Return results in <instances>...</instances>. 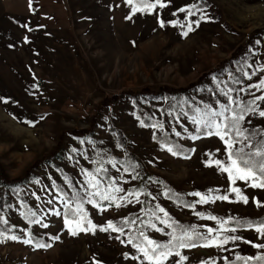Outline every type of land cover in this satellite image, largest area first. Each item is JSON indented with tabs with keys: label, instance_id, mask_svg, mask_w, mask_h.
Masks as SVG:
<instances>
[{
	"label": "rangeland",
	"instance_id": "374dc122",
	"mask_svg": "<svg viewBox=\"0 0 264 264\" xmlns=\"http://www.w3.org/2000/svg\"><path fill=\"white\" fill-rule=\"evenodd\" d=\"M146 2L156 7L133 11L144 7L140 0H0V178L32 173L18 194H6L12 200L6 218L14 234L1 236L0 264H150L133 246L129 228L101 230L109 221L118 228L115 220L133 212L148 216L147 237L158 243L171 239L170 216L202 234L215 229L208 235L217 242L241 237L182 249L163 264H224L264 252L253 247L264 244L255 228L233 232L218 223L263 216L264 188L243 180L233 185L227 173L208 166L210 159L227 162L226 146L191 119L199 115L198 108L219 111L221 104H229L227 92L237 113L256 109L243 113L240 125L252 145L264 136L259 115L264 100L248 104L264 96V86L253 87L264 79V0ZM193 4L191 15L180 11ZM186 89L178 97L167 93ZM165 134L193 148V154L168 151L171 143L159 139ZM129 154L139 166L129 165ZM99 168L106 171L98 173ZM83 169L101 180L102 189L109 181L123 189L114 193V205L98 206L99 197L88 203L86 191L94 189L88 188ZM153 178L184 193L192 205L175 203ZM233 187L248 197L247 204L237 199ZM144 191L151 207L143 206ZM197 192L208 202L200 203ZM77 193L96 228L72 235L63 208L66 203L76 207ZM4 194L0 184V198ZM24 201L39 223L24 220ZM30 231L50 246L34 248L26 242Z\"/></svg>",
	"mask_w": 264,
	"mask_h": 264
},
{
	"label": "snow or ice",
	"instance_id": "6c2138e0",
	"mask_svg": "<svg viewBox=\"0 0 264 264\" xmlns=\"http://www.w3.org/2000/svg\"><path fill=\"white\" fill-rule=\"evenodd\" d=\"M133 0H128V3L131 4ZM140 2L144 5L143 8H133V11H143L145 9H152L155 8V4L147 3L146 0H140ZM159 3V0H157ZM163 3H160V7H165ZM197 6L195 4L191 5L189 9L181 8L180 11H188L189 15L192 14L191 9L196 8ZM163 21H161V26H163ZM199 23L198 21L196 22ZM188 33L185 32L184 35H187ZM264 86V79H262L259 83V85H254L253 87H262ZM228 101L229 104H221L219 111L213 109L211 106H206V110L201 112V110L198 108L196 109L198 116L191 117L193 124H196L198 126H203V128L206 130L205 135L207 136H217L221 141H223L224 145L226 146L225 151L227 153V162L219 160V159H210L207 163L208 166H211L212 164H215L219 171L221 173H227L229 181L234 185L236 180H243L246 182H250V186L254 188H264V141H261L258 146H255V151L245 149H251L253 147L251 143V137L249 135H246V129L241 128V122L244 119V114L246 112H255L256 109L252 107L242 108L240 109V113H237L234 109L230 107L231 103H236L233 101L232 96L225 92L223 93ZM256 100H264V96L256 97L254 100L249 101V105H254L256 103ZM239 107V105H237ZM226 112H232L233 114L231 116L225 115ZM259 115L261 117H264V111H260ZM199 130V128H198ZM179 135L180 133H176ZM193 139H197L198 137L193 136ZM243 145L241 147H236V145ZM168 151H172V148H168ZM175 155L176 153L173 152ZM212 154H209L211 156ZM113 164V167H115V162L109 161ZM128 169H125L127 171ZM86 182L89 189H94V191H86V196L89 198L88 203H95V201L92 199V197H99L100 200H110L115 201L118 199L114 193L116 192H122L123 189L116 186L114 181H109L108 188L102 189L101 188V180L97 179L96 175H94L92 172L87 171L86 169L82 170ZM98 173L101 171H106L102 168H99L96 170ZM232 192L236 193L237 199L239 201H242L243 203H248V197L243 195L241 190L239 188L233 187L231 189ZM129 195H138L133 192H129ZM196 196H200V203H207L208 197L205 195L197 192L194 193ZM218 199L226 200L228 199L227 196H220L217 197ZM75 199L77 200L75 209H70L71 215L74 217V219H69L67 215L64 219V224L66 227L69 228L72 235H76V230L79 231H91L96 228V225L92 224L90 220H87L86 214L83 212V205L79 202L80 196L77 193L75 196ZM119 199H126L125 197H119ZM130 202V201H128ZM257 206H260V202L257 201ZM70 205L69 203L65 204V207L68 208ZM119 207V205H117ZM194 207V206H193ZM160 212H164L165 210L163 208H159ZM154 214V213H153ZM32 215H35L34 213ZM59 215V213H57ZM167 215V213H165ZM197 215H202L200 213H197ZM159 218V217H158ZM208 219L217 220V217L215 216H209ZM231 219V218H230ZM0 222L7 223L6 220H3V218H0ZM39 223V220L36 221H30ZM85 222H87L88 227H84ZM164 223H168V221H163ZM218 223L221 224V227H223L225 222L218 221ZM239 224L240 222L237 221ZM244 223L247 224L249 228L253 227L254 225H257L255 230L261 234L264 235V221H245ZM47 227V225H44ZM152 227H155V225H151ZM75 229V230H73ZM108 229H112L114 231H122V229L116 228V226L109 221L108 226L106 228H102L103 231H108ZM158 231H162V229H157ZM215 229L208 228L207 234H200L196 232L195 228L192 229L191 232H189L187 229L183 230V234L181 236H177L175 234V229L172 233L169 235L171 236V239L166 244L158 243L155 240L149 239L147 236L144 235L143 232L140 233V236L143 237V240L146 241L147 246H141L139 244L133 245L134 247H137L140 252L143 253V256L146 260L150 262V264H163V261L168 259V257L173 255L172 249L173 248H188V247H195V243L193 242V236H195V239L204 241L203 246H219V243H227L229 239L231 240H239L241 237L239 236H231V237H225L223 241L217 242L215 239H209V235L211 234ZM231 231L235 232L236 229H231ZM13 240L18 239L17 236L13 235L10 237ZM58 239V237H56ZM31 242V241H26ZM131 242V241H129ZM248 243H251L248 241ZM40 247H44L45 245H39ZM50 246V245H49ZM253 247L258 249H264V244H253ZM177 256H180V253L177 251L175 253ZM182 260L187 259V257L181 256ZM238 260H243L245 262L247 261H259L260 264H264V254L257 255V256H248V257H242L238 256Z\"/></svg>",
	"mask_w": 264,
	"mask_h": 264
},
{
	"label": "trees",
	"instance_id": "16d2710c",
	"mask_svg": "<svg viewBox=\"0 0 264 264\" xmlns=\"http://www.w3.org/2000/svg\"><path fill=\"white\" fill-rule=\"evenodd\" d=\"M187 89L186 90H177V91H169L167 92L168 95H170L171 97H178L181 93L185 94L187 93ZM247 133V132H246ZM160 141H165L166 143H171L172 145V151L175 152L177 155H181L183 157H189L193 154L194 149L193 148H187L185 146H182L178 143V141L176 139H171L170 137H168L167 134H165L163 137H159ZM261 141H264V136H259V141H257V144H255L251 149V151H255V146H258L260 144ZM248 151V150H246ZM57 153V152H56ZM129 156H131L132 158H130L133 161V164H130L129 161H127L129 163V165L132 166H139V162L136 158L135 155L129 154ZM46 163H49L51 165H54V167L59 168L60 166L55 164L53 159H48ZM31 172V171H30ZM29 176H22L21 178L15 179V180H10L8 179L6 176H1L0 178V184L1 187L5 190V194L0 198V218H3V220H6L7 223H3L0 222V239L2 235H10V234H14L13 230H12V226H11V222L8 220V218H6L7 216V211H8V205H12V200L8 199L6 197V194L8 192H14L16 194H18L19 188L26 185L30 179H31V175L32 173H28ZM154 180H158L160 182H162V187L166 190V196L170 197L172 200L175 201V203L177 204H181L184 207H188L190 205H192V202L189 201L186 197V195L184 193H179L178 191H176L175 189H173V187H171L170 185L166 184L165 182H163L160 179H156L153 178ZM111 180V179H110ZM65 195L63 196V198L65 199V201H69V197L66 193H64ZM145 197L143 199V206L145 207H151L149 200L147 198V192L144 191ZM96 201V200H95ZM97 205L100 207H108V206H112L115 204L114 201H110V200H97ZM22 215L24 220L28 223V224H32L34 222H30V221H35L38 220L36 213H34L35 215H32L33 212L30 210L29 206L27 205V203L24 201L22 202ZM70 209H75L73 206H69L68 208L65 207L63 208V216L65 218V216L67 215V217L69 219H74V217L71 215ZM86 214L87 220H88V214L87 212H84ZM148 220V216L146 214H143L141 212H133L131 214H129L127 216L126 219H118L115 220V222L118 224V229H122V231H124L125 229L129 228V236L132 238L133 243L134 244H139L141 246H147L146 241L143 240V237L140 236V233L143 232L145 236H147V231H146V221ZM170 220H171V228L172 231L175 229V234L177 236H181L183 234V230L187 229L189 232L192 231V227L189 224H182L179 221H177L176 219H174L173 217L170 216ZM237 221H239L240 223L238 224ZM245 221H253V222H258V221H264V215L263 216H259V217H236V218H231L228 219L226 221V226L228 228L231 229H250L246 223H244ZM86 225L87 222H85ZM257 225H254L251 228H256ZM197 232V231H196ZM200 233V232H198ZM202 234V233H200ZM52 236H50L51 238ZM28 240L31 241L30 243L34 246V248H39V245H45L44 247H49L50 242L49 240H47L44 237H39L34 235L33 233H31V231L29 232V236H28ZM169 241H162L160 242L161 244H166ZM193 242L195 243L196 246L201 245L204 243V241L201 240H197L195 239V236H193ZM195 246V247H196ZM191 248V247H188ZM182 249L185 248H173L172 252L176 253L177 251L180 252ZM264 254V252H261L257 255H262ZM256 255V256H257ZM242 257H248L249 255H240ZM254 257V256H253ZM224 264H260L259 261H243V260H238L237 257L228 260L226 263Z\"/></svg>",
	"mask_w": 264,
	"mask_h": 264
}]
</instances>
